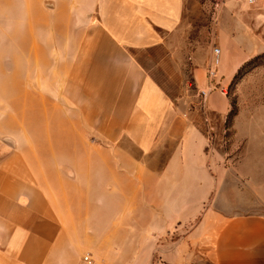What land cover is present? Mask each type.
I'll return each instance as SVG.
<instances>
[{"label":"crops","instance_id":"obj_1","mask_svg":"<svg viewBox=\"0 0 264 264\" xmlns=\"http://www.w3.org/2000/svg\"><path fill=\"white\" fill-rule=\"evenodd\" d=\"M194 1L0 0V264H150L170 234L164 264H264V211L209 205L206 131L138 59Z\"/></svg>","mask_w":264,"mask_h":264},{"label":"rangeland","instance_id":"obj_2","mask_svg":"<svg viewBox=\"0 0 264 264\" xmlns=\"http://www.w3.org/2000/svg\"><path fill=\"white\" fill-rule=\"evenodd\" d=\"M193 6L174 57L157 50L138 59L174 105L206 131L217 166L212 173L223 183L209 205L227 214L237 208L264 211V0L253 5L248 0H196ZM218 49L224 63L206 96L217 95L223 118L206 110V96L198 92L193 74L195 63L211 65ZM180 238L170 234L157 243L150 264H164L163 246Z\"/></svg>","mask_w":264,"mask_h":264},{"label":"built area","instance_id":"obj_3","mask_svg":"<svg viewBox=\"0 0 264 264\" xmlns=\"http://www.w3.org/2000/svg\"><path fill=\"white\" fill-rule=\"evenodd\" d=\"M257 0H248V2L253 5L256 3ZM215 58L212 61L209 69H208V79L210 80L209 83V89H214V85L213 83L217 80L218 78V68L220 67L221 64V51L215 50ZM204 96H206V92L202 93ZM83 264H96L95 261L93 260V258L91 256H84L83 260H82Z\"/></svg>","mask_w":264,"mask_h":264}]
</instances>
